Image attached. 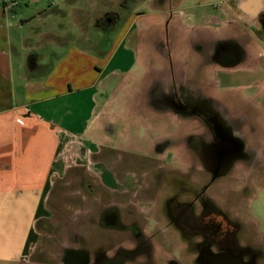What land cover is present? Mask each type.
<instances>
[{"label": "crops", "instance_id": "crops-1", "mask_svg": "<svg viewBox=\"0 0 264 264\" xmlns=\"http://www.w3.org/2000/svg\"><path fill=\"white\" fill-rule=\"evenodd\" d=\"M219 2L222 7L217 10L203 6L205 2L188 5L186 21L177 17L170 20L157 10L130 16L100 58L86 53L81 35H76L74 44L46 41L54 32L44 22L63 17L65 8L51 9L50 0L37 7L38 2L31 0L27 4L35 10L30 11L29 7L20 8L18 0H0V264H76L74 260L84 251L81 237L87 238L88 248L98 247L95 231L100 224V210L94 213L96 223L84 231V224H80L88 219L89 211L71 208L66 202L69 196H61L59 188L61 185L68 190L77 185L81 174L88 183L108 193L123 187L116 177L115 163L91 153V138L97 129L93 117L99 98L108 91L106 87L118 78L113 76L131 72L138 62L143 65L148 51L160 60L166 52L169 55V48L173 52L181 48L190 60L198 49H206L205 67L210 66L206 77L217 78L219 86L220 77L247 74L250 79L246 82L225 90L240 91L246 103V96L257 89L253 104L264 113V37L257 41L252 35V30L259 33L264 29V0ZM69 10L77 12L78 5ZM152 17L155 22L144 21ZM202 17L217 26L211 27L208 22L201 25ZM246 27L250 31L244 32ZM132 32H138L141 38L147 36L135 43L129 38ZM185 43L186 48H182ZM160 70L156 69V75L164 77ZM191 70H196L195 66ZM147 72L146 67V76ZM179 74L180 70L177 75L187 89V74ZM153 84H158L155 79ZM220 108L227 113L226 106ZM257 123L264 128V115ZM75 144L79 147L76 153L72 152ZM263 150L258 149L259 159L264 158ZM74 191L71 195L85 199L84 192ZM55 210H69L70 214H65L64 221L55 220ZM61 225L67 228L66 235L45 232L46 228ZM79 226L83 232H79ZM43 242L49 244L44 263L35 258ZM68 256L72 263L62 260Z\"/></svg>", "mask_w": 264, "mask_h": 264}, {"label": "rangeland", "instance_id": "rangeland-1", "mask_svg": "<svg viewBox=\"0 0 264 264\" xmlns=\"http://www.w3.org/2000/svg\"><path fill=\"white\" fill-rule=\"evenodd\" d=\"M18 1L20 8L29 7L30 11L35 10V6L27 4L31 0ZM35 1L38 2L36 6L40 7L45 0ZM219 1L50 0L53 5L51 9L63 11L65 8V13L63 17L49 18L43 25L50 27L54 32L47 36L49 39L46 38V41L57 40L66 45L74 44L77 40L76 35H81V45L85 48L86 53L89 55L95 53L103 58L110 49L112 40L130 16L149 15L152 10H157L170 16V20L177 17L180 21H186L188 5L193 7L205 2L203 6H211L212 10H217L222 7V3ZM75 4L78 5V11L73 14L69 13V7L75 6ZM106 19L110 20L109 23L106 22ZM144 21L146 23L155 22L156 18L152 17ZM199 22L204 26L207 22L211 27L217 26L209 18L202 17ZM38 25L41 26L39 29L43 30V25ZM247 29L246 27L244 32ZM263 31L264 29L261 28L260 32ZM151 32L155 37L154 30ZM151 32L148 34L150 35ZM260 32L252 30V35L257 41H261L264 37V34ZM146 36L145 34L144 37L146 38ZM144 37L141 38L138 32H132L129 35L130 40L135 43H138L140 39H145ZM170 37L171 35H169V39ZM244 38L248 39L247 33H244ZM186 45L185 43L182 48H186ZM169 50L170 56L166 52L164 57L160 56V60L156 59L153 51H148V60L145 59L143 65L138 62L131 72L113 76L118 78L109 83V86L106 87L108 91L101 95L95 108L93 121L96 123L97 129L93 131L91 138L93 142L91 153L95 152L96 157L108 158L114 162L113 168L118 176H122L124 171L129 172L126 177L120 179L125 187H133L132 173L141 180L140 173L148 171L149 174H152L151 180L157 181L158 177L162 175L161 171L165 172V175L172 171V175L177 173V181L180 185L186 186L187 182L191 183L193 180L195 193L198 194L199 190L211 179L208 168L200 157L204 140L201 137L204 135L211 138L214 133L219 134L220 129H215L211 124L220 121L218 107L226 106V110H228L227 113H224L223 118L227 119L226 122L229 123L223 125V128L228 135L240 137V144L244 147L243 156L230 164L225 177H217L213 180L206 195L209 194L215 207L223 210L230 219H235L239 224L235 243L241 248L257 250L259 256L255 258V264H264V158L259 159L258 157V149H264V144H262V142L264 143V128H260L257 123L264 113H259L253 104V97L258 91L257 89L254 92L246 91L252 93L246 96L247 101L244 103L240 91L225 90V87L237 86L239 83L246 82L250 79L247 74L220 77L221 83L217 86L215 82L217 78L206 77L210 71L209 65L207 69L205 67L206 49H198L197 53L191 55L190 60L186 59L181 48L177 52H173L170 48ZM136 52L138 53L139 50ZM192 57L195 58L192 60ZM177 63L180 65L175 69ZM192 66H195L196 70L192 71ZM157 68L161 69L160 72H163L164 77L156 75ZM179 70V76L183 73L187 74V83H185L188 86L187 89L183 88L182 78L177 75ZM169 75L170 77H167ZM209 78L212 80L208 82ZM154 79L158 84H153ZM261 106L264 108V102L261 103ZM222 110L220 108V113ZM236 121L238 124H233ZM187 135L195 136L190 147L187 146ZM183 143H185L184 146ZM156 144H168V147H165L162 152H157L154 149ZM73 146L75 149L72 152L76 153L79 147L77 148L76 144ZM83 149H80L81 152H84ZM177 175L174 176L177 177ZM79 178L80 183L78 182L77 185L70 186L68 190L60 185L59 191L61 196L62 194L69 196L66 202L72 205L71 208H80L81 211L86 208L89 211L88 219H85L82 224L79 222L80 225L84 224L85 231L90 225L96 223L94 213L110 204L113 197L110 193L88 183L87 179L83 178V174ZM148 182L150 181L148 180ZM138 185H142V183L138 182ZM243 185L245 186L243 193L245 198L235 192ZM75 186L76 188H74ZM170 186L168 182L163 183L164 192L158 208H161L166 196L173 194L174 189ZM74 190L84 192L85 199L80 200L81 196L71 195L72 192H75ZM198 206L199 204L196 202L194 205L196 211H198ZM67 213L70 214V211L55 210L53 214L55 218H53L64 221ZM158 213L159 210H149V216L153 218H157ZM57 222L59 223V221ZM81 229L79 226V232H83ZM45 232L66 235L68 230L61 225L46 228ZM95 233L98 236L104 233L108 234L101 228L97 229ZM156 236L161 237L159 233ZM152 244L154 252L156 249L163 257V259L159 258L163 260V264H167L168 259H171L173 255L177 257L179 264H189V257L192 256L188 252L186 242H175L167 236L166 239L164 238L162 242L158 243V246L156 239L152 241ZM48 245L47 242H43V246L37 248L36 261L44 263L47 260ZM176 245L178 249L174 247Z\"/></svg>", "mask_w": 264, "mask_h": 264}, {"label": "flooded vegetation", "instance_id": "flooded-vegetation-1", "mask_svg": "<svg viewBox=\"0 0 264 264\" xmlns=\"http://www.w3.org/2000/svg\"><path fill=\"white\" fill-rule=\"evenodd\" d=\"M217 111L220 121L211 125L220 129L219 134L214 133L211 138L204 135L201 137L204 140L200 157L210 173L208 184L196 194L193 180L191 183L187 182L186 186L180 185L177 173L176 177L175 174L172 175V171L166 175L161 171L162 175L157 181L151 180L152 174L148 171L140 173L141 180L132 173L133 187L123 186L111 191L113 199L100 210L98 226L103 231L107 230L108 234H97L99 245L94 249L88 248L86 237H81L84 251L74 260L76 264H163V260L159 259L163 257L156 249L154 252L152 241L156 239L158 246L167 236L175 242L183 241L188 244V252L192 256L189 257V264H255V258L259 256L257 250L241 248L235 243L239 224L215 207L209 194L206 195L213 180L225 177L230 164L240 159L244 150L240 137L228 135L224 130L223 125L229 123L223 118L225 112L220 113V106ZM194 137L187 135L188 147L192 145ZM165 147L168 144H156L154 149L162 152ZM192 149L194 150L193 147ZM128 173L124 171L122 176H118L115 170L119 180ZM138 182L142 185H138ZM164 182L170 183L174 192L166 196L161 208H158L164 192ZM244 187L243 185L235 191L243 198ZM196 202L199 204L198 211L194 207ZM149 210H159L158 217L149 216ZM158 233L161 235L159 238L156 236ZM174 247L178 249L177 245ZM107 252L109 256L106 255ZM62 260L66 263L73 262L69 256ZM167 264H179V261L173 255Z\"/></svg>", "mask_w": 264, "mask_h": 264}, {"label": "built area", "instance_id": "built-area-1", "mask_svg": "<svg viewBox=\"0 0 264 264\" xmlns=\"http://www.w3.org/2000/svg\"><path fill=\"white\" fill-rule=\"evenodd\" d=\"M7 3H8L10 6H14V5H16V2H6V4H7ZM6 4H5V5H6Z\"/></svg>", "mask_w": 264, "mask_h": 264}]
</instances>
